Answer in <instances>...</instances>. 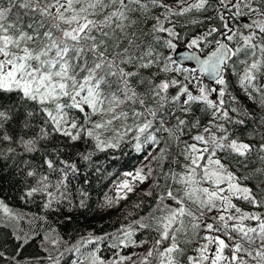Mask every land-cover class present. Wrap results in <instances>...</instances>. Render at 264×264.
Segmentation results:
<instances>
[{
  "label": "snow or ice",
  "instance_id": "6c2138e0",
  "mask_svg": "<svg viewBox=\"0 0 264 264\" xmlns=\"http://www.w3.org/2000/svg\"><path fill=\"white\" fill-rule=\"evenodd\" d=\"M126 145L143 166L101 207L147 184V214L65 238L51 218L88 207L81 163ZM8 161L38 211L0 199L17 241L0 264H264V0H0Z\"/></svg>",
  "mask_w": 264,
  "mask_h": 264
},
{
  "label": "trees",
  "instance_id": "16d2710c",
  "mask_svg": "<svg viewBox=\"0 0 264 264\" xmlns=\"http://www.w3.org/2000/svg\"><path fill=\"white\" fill-rule=\"evenodd\" d=\"M179 49L185 48L183 44ZM200 53L201 55L206 54ZM144 160L142 154L137 153L131 146H122L120 149H110L104 152H95L92 161L84 164L81 163V175L73 183L83 187L89 193L88 207L81 209L75 208L71 211L73 219L71 222L56 223L57 217H52L53 226L58 227L61 235L65 238L75 237L77 234H86L88 231H94L96 234L114 232L122 225L131 223L134 219L147 214L152 198L143 197L141 190L147 188V184L137 185L136 190L128 194L126 200H121L112 207H101L105 202V194L108 196L115 195L116 184L125 177V172H135L142 167ZM87 182H84V181ZM23 177L12 167L11 161L0 163V199H3L14 210H23L26 212H37L38 208L35 203H26L21 200L23 189ZM143 201L139 209L133 205ZM245 207L244 202L240 203ZM132 213V215H128ZM134 227H136L134 225ZM11 230L0 227V251H5L6 255H11L17 246V241L10 234ZM151 233L147 230H139L135 233L134 238L148 239ZM40 240L26 246L22 250V257H32L39 253ZM106 257L111 256V251L103 246L102 248ZM142 249L129 248L125 253L139 252ZM123 254V253H122ZM69 260V257H65Z\"/></svg>",
  "mask_w": 264,
  "mask_h": 264
},
{
  "label": "water",
  "instance_id": "95a60500",
  "mask_svg": "<svg viewBox=\"0 0 264 264\" xmlns=\"http://www.w3.org/2000/svg\"><path fill=\"white\" fill-rule=\"evenodd\" d=\"M185 52H188L189 54H191V51L186 49V48H183V49H178L173 55H174V58H177L179 59L180 57H182ZM198 55H201L199 52H197ZM182 63H184L185 66L187 67H196V64H195V61H182ZM205 82L211 84L212 82L209 80L208 77H205Z\"/></svg>",
  "mask_w": 264,
  "mask_h": 264
},
{
  "label": "rangeland",
  "instance_id": "374dc122",
  "mask_svg": "<svg viewBox=\"0 0 264 264\" xmlns=\"http://www.w3.org/2000/svg\"><path fill=\"white\" fill-rule=\"evenodd\" d=\"M178 49H179V48H178ZM178 49H177V50H178ZM182 49H183V48H182ZM206 83H207V82H206Z\"/></svg>",
  "mask_w": 264,
  "mask_h": 264
}]
</instances>
